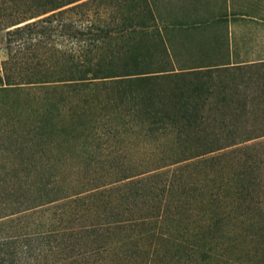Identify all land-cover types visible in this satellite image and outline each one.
<instances>
[{
	"label": "trees",
	"instance_id": "1",
	"mask_svg": "<svg viewBox=\"0 0 264 264\" xmlns=\"http://www.w3.org/2000/svg\"><path fill=\"white\" fill-rule=\"evenodd\" d=\"M152 18L147 0H0V94L38 177L4 204L22 222L4 264H264L262 159L245 153L264 140V61L173 67ZM63 146L110 168L48 177Z\"/></svg>",
	"mask_w": 264,
	"mask_h": 264
},
{
	"label": "rangeland",
	"instance_id": "2",
	"mask_svg": "<svg viewBox=\"0 0 264 264\" xmlns=\"http://www.w3.org/2000/svg\"><path fill=\"white\" fill-rule=\"evenodd\" d=\"M161 1L162 0H147L152 21L150 22L152 29H160L166 41V48L170 54L173 67L188 66L191 63L196 62H208L212 59H226L235 62L234 57H230L226 49V27L224 24L223 15H219L218 12L213 13H199L197 0H181L180 9H183L184 14L182 17L188 18L189 22L187 26L180 29H168L166 23L162 22L161 17ZM177 4V2H174ZM184 4V5H183ZM191 4V5H187ZM186 6V7H185ZM183 7V8H181ZM189 11H192L189 15ZM183 19V18H182ZM181 25H184L181 23ZM5 57L4 50V31H0V65L1 61ZM4 93L0 94V239L4 241V227H9L11 230L17 232L18 227L22 225V222L13 221L10 227L4 225V204L12 203L15 198H20L24 195H29L25 191L27 184H31L32 181L37 180L38 177H33V163L27 160L28 154L27 146L33 144L29 140H25L22 124L13 120L15 114L7 112L8 105L4 106ZM25 141L27 144H23ZM251 143V142H250ZM253 143H256L254 147L247 149L245 152L249 157L255 155V152L259 154L262 159L260 164V195L261 199L264 198V140L261 138L255 139ZM27 145V146H24ZM24 148L21 152L16 150ZM58 155L61 156L60 161H57L55 165L47 171L49 173H57L60 178H71L82 181L87 178H94L96 181L101 179V175L110 168L109 165L95 163L92 161H86L84 158H79L72 154L71 150L67 146L61 147L58 151ZM245 155V154H244ZM55 158V156L51 157ZM52 160V159H51ZM256 160V159H255ZM39 161V160H38ZM259 161V160H258ZM36 162V161H35ZM34 162V163H35ZM36 166H40L38 162ZM119 172H114L109 177H116ZM206 188L207 185L205 186ZM214 190V189H213ZM217 191L216 203L220 200L221 203L224 200H228V196L224 194L220 189ZM258 192V190H257ZM254 193V192H253ZM225 197V198H224ZM215 200V199H214ZM184 202V201H183ZM192 210L196 212L199 210L198 205H193ZM231 207L233 205L230 204ZM184 219V215L180 217ZM21 228V227H20ZM168 245H164V249L168 250ZM4 252V248L0 252ZM3 257V256H0ZM3 262L0 264H4Z\"/></svg>",
	"mask_w": 264,
	"mask_h": 264
},
{
	"label": "crops",
	"instance_id": "3",
	"mask_svg": "<svg viewBox=\"0 0 264 264\" xmlns=\"http://www.w3.org/2000/svg\"><path fill=\"white\" fill-rule=\"evenodd\" d=\"M178 2L161 1V19L168 29H180L189 22L181 18L184 11ZM197 8L193 12L223 15L227 53L236 63L264 61V0H197Z\"/></svg>",
	"mask_w": 264,
	"mask_h": 264
}]
</instances>
